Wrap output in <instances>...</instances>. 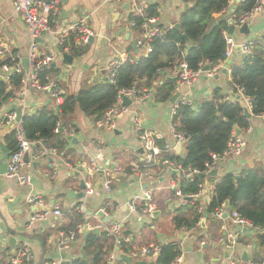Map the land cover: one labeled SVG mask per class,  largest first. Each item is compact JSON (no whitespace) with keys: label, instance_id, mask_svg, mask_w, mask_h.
Returning <instances> with one entry per match:
<instances>
[{"label":"crops","instance_id":"0c3cea01","mask_svg":"<svg viewBox=\"0 0 264 264\" xmlns=\"http://www.w3.org/2000/svg\"><path fill=\"white\" fill-rule=\"evenodd\" d=\"M239 1L230 0L227 9L222 14H214V18L229 13L235 5L230 19L226 20L229 26L231 24L234 26L233 33L230 34L227 30L230 37L237 45L249 43L250 46L259 41L263 43L264 4L261 11L243 23L247 24L248 28V32L245 33L240 30L243 24L232 22L236 17L235 10ZM144 2L147 6L150 3L158 5V20L160 25L166 28L179 22L186 6L182 0H137L139 5ZM125 4L127 3L122 6L103 5L101 0H60L53 28L86 16L88 26L96 34L86 44H79L75 39L79 45L87 47V51L79 56H72L68 47L62 48L57 38L51 33L38 40L40 53H54L55 59L51 66L54 68L55 76L52 78L65 93H77L84 85L90 86L106 81L102 70H106L109 62L119 55L125 54L131 59L142 55L137 47L135 49L132 47V41L139 36L140 29L130 25V17L137 14L131 7L124 9ZM121 28H124L123 31H120ZM0 42H6L10 47L9 54L0 58V67L2 60L7 58H14L22 66V60L28 58L30 37L21 15L13 9L10 0H0ZM63 53L72 57L71 64L67 65L64 62ZM245 53L247 52L240 48L239 50L234 49L229 57L218 64L212 75H209L208 71H201L194 84L188 88L187 95L190 100H196L199 103L204 99H210L213 92L217 90L223 99L231 102L237 101L234 96L239 94V91L230 84V65L241 62ZM228 58L231 61L226 67L225 60ZM205 65L209 63H204L203 66ZM211 68L209 66V69ZM173 70L163 72L162 77L163 79H167L166 76L175 78V81H172L175 83L172 95L178 92L179 97L185 87L175 90L177 80ZM158 82L162 83L163 80L159 79ZM154 84L153 82L149 87L139 88L147 90L148 97L141 103H130L129 111L113 118L111 124L100 125L104 117L93 120L83 112L75 110L69 125L71 128L69 130L60 128L59 130L66 138L67 132L72 131L71 138L75 139L73 141L67 138L62 152H58L54 147H48V144L43 142H36L31 146L28 152L29 161L23 160L20 170L21 175H27L30 178L27 184H21L16 178L5 175L12 153L8 149L6 140L11 128L4 123V118L7 113L15 112V107L18 106H22V116L31 114L47 104L50 97L44 90L30 88L26 92L24 105L18 103L17 97L0 103V253L3 254L6 263L10 264L22 246L28 247L32 253V260L29 264H44L45 261L59 259L65 261L75 257H85L89 260L91 255L83 251L84 236L93 231L99 237L97 244L103 252V261L100 264H106L115 252L116 244L104 230L86 228L74 240H66L67 248L60 246L63 240L61 231L66 233L81 222H86L89 227L95 226L99 218L105 217L101 212L103 209L110 222L120 224L122 240L133 246L132 250L141 249L149 244L162 245L175 242L179 248L182 247L184 250L180 264H251L252 262L264 264V247L260 245L258 239L264 231L247 228L244 230L232 220L227 212H225L227 216L219 218L213 214L211 216L207 214L204 227L201 226L202 216L199 219V225L193 228L176 230L173 227L171 217L174 210L178 206H183L178 204L179 198L174 194V188L180 184V174L171 173L158 163L153 164L149 171L155 179L139 180L129 173L132 165L139 164L143 157L133 127L134 117H138L146 128L158 135V144H176L169 128L172 102L157 100ZM241 99L249 107L243 94ZM50 102L54 103L53 100ZM247 119H249V125L239 129L241 130L239 135L246 142L244 151L239 156L219 161L217 173L214 176L204 175V182L201 183H204L208 191L212 189L214 181L229 173L237 176L234 177L235 179L246 170L264 173V118L252 114ZM180 145V153L174 150L173 153L168 152L167 154H182L184 143ZM44 148H54L60 158L48 153L43 154ZM91 161L103 168V171L96 173L91 171ZM115 167H119L127 175L116 173ZM83 174L86 175L85 180L92 185V193L86 194L84 190L82 198H72L67 192L78 193L80 191L79 182L83 180ZM106 174H114V183L108 192L102 187ZM208 177H215V179L208 180ZM145 189L153 192L155 209L151 214L140 210L143 206L141 201L135 203L133 210L129 206L131 196ZM156 192H159L158 195L155 194ZM29 197H38L49 208L58 205L62 215L49 216L28 227L29 218L37 209L32 202L28 201ZM80 204H83L88 218H84L76 211ZM162 214L166 215L168 222L171 221V225L166 222L156 225L154 220ZM228 233L236 234V240H241L240 244L237 243L234 259L231 258L230 252L221 241ZM201 241L204 242L203 245H200ZM243 249L247 251L246 260L242 257ZM61 253L65 254L64 257H52L53 254L60 255ZM131 259L132 261H150L132 257ZM115 264L127 263L122 260Z\"/></svg>","mask_w":264,"mask_h":264},{"label":"trees","instance_id":"16d2710c","mask_svg":"<svg viewBox=\"0 0 264 264\" xmlns=\"http://www.w3.org/2000/svg\"><path fill=\"white\" fill-rule=\"evenodd\" d=\"M182 1L186 6L179 19L180 28L172 26L164 29L162 36H154L149 42L151 51L138 58H130L119 66L113 84L103 81L95 85H84L77 93L64 92L63 101L58 105L49 102L31 114L23 115L21 123L26 138L35 143H46L48 147H54L58 152H62L67 138L59 129L71 128L69 125L75 110L83 112L93 120L101 119L106 110L117 103V96L121 90L133 86L149 87L153 82L157 100H169L175 83L163 79V72L175 69L182 60L191 70H196L199 64L209 63L211 68L224 61L226 44L222 31L228 30L229 25L226 21H220L212 26V19L214 14H222L227 9L230 0ZM255 3L256 0H240L235 10V18L249 12ZM152 16H159L156 3H150L145 8L144 16L134 15L130 18L138 29L147 18ZM252 44L241 62L230 65V84L249 98L250 111L253 115H262L264 114V42ZM62 47H68L72 56H79L87 51L86 45H79L72 34ZM12 63V59L2 60V65H12ZM47 75L55 76L51 65L37 73L41 83H44ZM22 78L23 73L13 72L8 81L0 79V103L17 97ZM159 79L163 82H158ZM174 121L177 131L187 135L183 153L178 155L166 153L162 154L161 158L200 171L204 170L205 162L211 160V154L219 155L225 150L235 128L243 129L249 125V119L243 115L238 101L223 99L217 90L210 99H204L196 105L180 104ZM6 140L10 153H13L17 141L12 128ZM207 179L213 181L215 177ZM200 183L198 178L185 180L180 182L179 189L183 194H194L199 190ZM203 190L206 191L204 202L201 198H197L174 210L171 221L176 230L193 228L203 211L211 216L220 207L235 211L238 216L258 229L264 228V173L246 170L237 179L229 173L214 181L210 191L205 188ZM199 207H202V212L198 211ZM258 239L260 245L264 247V234H260ZM98 240V235L90 231L84 236L83 245V251L91 255L90 259L75 257L63 261L62 264H100L103 261V252L97 244ZM119 248L123 252H129L133 246L122 242ZM179 253L180 248L177 243L162 244L157 264H171ZM0 264H8L1 253Z\"/></svg>","mask_w":264,"mask_h":264},{"label":"built area","instance_id":"2783aa9c","mask_svg":"<svg viewBox=\"0 0 264 264\" xmlns=\"http://www.w3.org/2000/svg\"><path fill=\"white\" fill-rule=\"evenodd\" d=\"M10 1L13 9L18 14L21 15L24 26L29 32L30 45H29L28 58H27L28 71H26L21 66L19 61L15 60L14 58H11L13 60L12 65L3 64L1 66L0 78L5 81H8L11 73L13 72L23 73V78L21 79V86L17 93V98H16L18 103L21 105H24L26 92L30 88L44 90L48 94L50 99L53 100L54 103L58 105L63 101V95H64L63 89L59 87V85L51 76L47 75L44 79V83H41L37 77L38 71H41L44 68H48L51 65V63L55 59V55L53 52L40 53L38 49L39 48L38 40L40 38H43L46 34L51 33L57 38L59 45L62 47L71 34L75 36V39L78 41L79 44L88 43L93 37H95L96 34L88 26L86 16L81 17L74 21L67 22L66 24L61 25L57 28H53L55 17L57 15L58 8L60 5V0H10ZM124 3H127L129 7H131L137 15L144 16V10L147 7L146 2H144L142 5H139L137 3V0H101V4L103 5L122 6V4ZM263 4H264V0H256L255 5L249 12L243 13L240 17L235 18L232 22L234 24L245 23L249 18H251L253 15L261 11ZM130 25L135 26L132 20L130 21ZM139 29H140L139 36L135 37L136 47L142 55H146L152 49L151 45L149 44L150 40L154 36H162L164 33V29L167 28L160 26V22L157 16H152L147 18ZM222 34L226 44L224 56L225 58H227L231 55L232 51L235 49V46L237 44L230 37L227 30L222 31ZM248 44L249 43H240L238 44V46L240 50L244 52H248V48H249ZM9 52H10L9 44H7L6 42H0V58L2 59L6 57V55H8ZM127 60H130V58H127L125 54H122L119 55L118 57L113 58L109 62L105 74L106 82L110 84H113L115 82V75L117 68ZM218 64L213 66L211 69L207 70L209 75L214 74L216 68L218 67ZM201 71H203V64H199V67L196 70H191L185 61L179 62L176 68L172 71L177 80L175 90H178L179 87H185V90L170 106L171 121L169 122V128L173 139L176 141V144L184 143L186 138L184 137L185 134L177 131L176 122L174 121V116L176 115L177 109L180 104L192 103V101L187 95L188 88L194 84V82L197 79V76ZM237 91H239V94L241 96L242 95L241 91L240 90ZM147 92H148L147 90L139 89L136 88L135 86H133L130 89L121 90L117 96V102L119 104H116L111 108H109L108 110H106L104 114V121L101 122L100 125L103 124L105 125L106 123L111 124L113 118L120 116L123 113L129 111V106L124 105L122 103V98H121L122 95L130 99L131 103H141L148 97ZM245 99L248 101L250 107L249 98L245 97ZM261 117L264 118V114H262ZM21 121L22 119L20 121H17L16 112L14 111L7 113L4 118V123L10 126V128L14 130L15 137L17 140V148L9 158L5 175L10 178H16L17 181L21 184H27L29 183L30 178L27 175H21L20 170L23 166V155L26 152H29L31 146L35 142L30 141L26 138ZM133 127L137 135L138 141L140 143V148L143 152V157L139 164L132 165L131 169L129 170V173L135 175L139 180L155 179V177L152 176L151 173L149 172L150 167L155 163L161 165L163 169L171 168L177 170L180 174V182L185 180H192L195 178V175L197 174L206 175L210 170L217 169L219 161L241 155V153L244 151L246 147L245 140L240 135L236 134L235 131H233L230 139L227 142V146L225 150L219 155L211 154V160L209 162H205L204 170L200 171L195 168H189V167L185 168L181 166V164H178L172 160H169L167 158H161V155L163 153H168V152L173 153L176 144H169V143L158 144L157 142L158 135L155 134L150 129L146 128L138 117L133 118ZM55 131H57V128H55ZM67 134L69 136H72L73 132L68 131ZM42 153L43 154L48 153L56 156L57 158H60L56 154L54 148H44ZM72 169L76 170V168H72ZM90 170L96 173L103 171V168L98 167L94 161H91ZM77 171L82 172L80 170ZM114 171L118 174L120 173L123 175H127V173L122 172V170L119 169V167H115ZM85 176L86 175L83 174V181L85 183V193L91 194L92 185L89 181L85 180L84 178ZM113 183H114V174L113 175L106 174L102 182L103 190L106 192L110 191ZM198 187L199 190L194 194H183L180 191L179 186L177 188H174V194L179 198L178 204L186 205L188 202H191L192 200H195L197 198H201L202 201L204 202L203 197L205 195L201 192V189L203 191V189L205 188L204 183H200ZM28 201L32 202L33 205L37 207V209L33 212V214L29 218V222L27 224L28 227L34 222L44 220L49 216L58 217L62 215L61 208L58 205L49 208L46 205H44V203L38 197L37 198L29 197ZM138 201L142 202L143 206L142 208H140V210L143 211L144 213L151 214L154 211L155 205L153 203V192L150 189L142 190V192H138L131 196L129 200V206L132 210L134 209L135 203ZM76 211L79 212L84 218L86 217L88 218V214L85 212L83 208V204H80L76 208ZM198 211L201 212L202 207H199ZM101 212L103 214V217L104 216L105 217L103 219L99 218L95 226L89 227L86 222H81L78 223L71 230L67 231L66 233L61 231L60 234L63 240L60 242V246H62V248H67L68 243L66 240L67 239L68 241L74 240L79 234L84 232L86 228L87 229L89 228L90 230L94 228L101 229L104 230V232H106L108 236L113 238L117 249V251L112 253V255L110 256V260H108L106 264H115L118 261H122V259L119 257V253L127 254L132 258L154 260L155 264H157V258L160 253L161 245L149 244L142 247L141 249L132 250L129 251L128 253H124L119 249L121 243L123 242L121 236L120 224H118L117 222L115 223L110 222L106 212L103 209L101 210ZM225 212L230 214L232 220L237 225L243 227L244 230L246 228L249 230L258 229L257 227H254L246 219L238 216L235 211L228 210L226 207H220L213 213V215L219 218ZM196 225H199V221L196 223ZM260 230L264 231V228ZM221 241H223V244L225 245L226 249L230 252L231 258L234 259L236 247H237L236 234L228 233L226 238L223 237ZM199 243L200 245L204 244L203 241ZM183 252H184L183 248L180 247L179 255L174 259V261L171 264H180L182 261ZM31 260H32L31 251L29 250L28 247L22 246L17 252L16 257L12 259L10 264H29ZM63 261L64 259L51 260V261H45L44 264H62ZM251 264H263V263L252 262Z\"/></svg>","mask_w":264,"mask_h":264},{"label":"water","instance_id":"95a60500","mask_svg":"<svg viewBox=\"0 0 264 264\" xmlns=\"http://www.w3.org/2000/svg\"><path fill=\"white\" fill-rule=\"evenodd\" d=\"M63 1V0H62ZM239 0H236V2H238ZM128 4H125L124 5V9H128ZM235 9V5H233L232 6V10H230V12L229 13H227V14H224V15H220L218 18H213L212 19V26H214L215 24H217V22H220V21H226V20H229L230 19V15H231V12L233 11ZM174 27L175 28H177V29H179L180 28V24H179V22H176L175 24H174ZM123 29L124 28H121L120 29V31H123ZM233 29H234V26L231 24L230 26H229V29H228V32L231 34V33H233ZM240 30L241 31H243V32H245V33H247L248 32V28H247V24H243L242 26H241V28H240ZM129 35L127 34V37H128ZM183 37L186 39V36H184L183 35ZM264 37V36H263ZM91 41V40H90ZM89 41V42H90ZM132 47L135 49L136 48V41L135 40H133L132 41ZM235 49L236 50H239V46L238 45H236L235 46ZM60 50L62 51V48L60 47ZM63 57H64V62L67 64V65H69V64H71V60H72V57L70 56V55H68V54H66V53H63ZM230 59L228 58V59H226L225 60V63H226V67H227V65L230 63ZM0 65H1V62H0ZM22 66L24 67V69L26 70V71H28V59L27 58H24L23 60H22ZM209 69V65H205V66H203V71H207ZM105 72H106V70H102V74L103 75H105ZM104 78H106V77H104ZM166 78L168 79V80H170V81H175V78H173V77H169V76H166ZM178 95H179V93L177 92V93H175V94H173L171 97H170V102H174L175 101V99L178 97ZM121 98H122V102H123V104L124 105H130V103H131V101H130V99H128L126 96H121ZM234 98L238 101V103L240 104V106H241V108H242V112H243V115L246 117V118H250L251 116H252V113H251V111H250V108L248 107V106H246V104L243 102V100L241 99V96H240V94H237V95H235L234 96ZM51 100L50 99H48L47 100V103H49ZM192 104L193 105H196L197 104V101L196 100H193L192 101ZM21 109H22V106H18V107H15V112H16V116H17V121H20L21 119H22V114H21ZM59 130H61V129H59ZM240 132H241V130H239L238 128H236L235 129V133L236 134H240ZM184 137L185 138H187V135H184ZM67 138L68 139H73V141H75V139L74 138H71V136H67ZM38 145V144H37ZM180 147H181V145L178 143L177 145H176V147H175V150L177 151V152H179L180 153ZM23 160L25 161V162H28L29 161V158H28V152H26L24 155H23ZM50 161H51V159H49ZM167 170L169 171V172H171V173H176V174H178L179 175V172L177 171V170H175V169H171V168H167ZM217 173V170L216 169H212V170H210L206 175H208V176H214L215 174ZM234 177H237V176H234ZM195 178H198L201 182H204V175L203 174H197V175H195ZM100 187H101V184H100ZM79 188H80V191L78 192V193H74V192H71V191H68L67 192V194L69 195V196H71L72 198H82L83 196H84V190H85V183H84V181L81 179L80 180V182H79ZM206 191L205 190H203L202 191V193L204 194ZM157 213V212H156ZM156 215V214H155ZM223 217H225V216H227V213H224L223 215H222ZM206 217H207V212L206 211H203V214H202V219H201V226L202 227H204V225H205V220H206ZM97 231V230H96ZM125 234H127V232H124ZM13 241V240H12ZM237 243L238 244H240L241 243V240L239 239V240H237ZM115 251H117V249L115 250ZM64 253H61L60 255H57V254H53V258H56V257H58V256H60V257H64ZM226 255H227V251H226ZM247 251L245 250V249H243L242 250V257H243V259L244 260H246V258H247ZM119 257L124 261V262H126L127 264H155V262H154V260H150V261H146V260H133L132 261V259H131V257L129 256V255H126V254H119Z\"/></svg>","mask_w":264,"mask_h":264},{"label":"rangeland","instance_id":"374dc122","mask_svg":"<svg viewBox=\"0 0 264 264\" xmlns=\"http://www.w3.org/2000/svg\"><path fill=\"white\" fill-rule=\"evenodd\" d=\"M158 193L159 192H156L155 194L156 195H158ZM169 221V219L166 217V215L165 214H162V215H160L157 219H155L154 220V222L156 223V225L158 224V225H161V224H163V223H167V224H170V222H168ZM171 225V224H170Z\"/></svg>","mask_w":264,"mask_h":264},{"label":"bare ground","instance_id":"6f19581e","mask_svg":"<svg viewBox=\"0 0 264 264\" xmlns=\"http://www.w3.org/2000/svg\"><path fill=\"white\" fill-rule=\"evenodd\" d=\"M224 31V30H223ZM253 45V44H252ZM225 57V56H224ZM257 116H260L261 117V115H257Z\"/></svg>","mask_w":264,"mask_h":264}]
</instances>
